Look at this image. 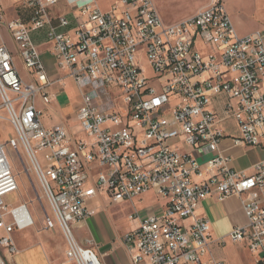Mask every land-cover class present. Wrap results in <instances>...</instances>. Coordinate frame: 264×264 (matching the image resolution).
Here are the masks:
<instances>
[{"label":"built area","instance_id":"built-area-1","mask_svg":"<svg viewBox=\"0 0 264 264\" xmlns=\"http://www.w3.org/2000/svg\"><path fill=\"white\" fill-rule=\"evenodd\" d=\"M99 1L10 0L8 16L0 0V34L16 47L0 44V106L14 133L0 142V264L18 252L13 233L34 226L27 204L4 201L19 189L9 152L26 157L51 212L45 229H60L70 263L103 264L71 229L96 214L91 201L132 204L153 193L164 201L156 211L127 217L138 222L122 237L131 264H226L211 258L208 222L194 215L209 197L240 199L246 224L228 239L264 264V160L246 174L218 149V124L229 119L239 132L233 146L264 149V27L238 36L223 0L171 24L153 0H113L105 11ZM37 34L62 73L57 81L70 79L79 92L74 125L41 121L55 82ZM221 98L218 113L212 103Z\"/></svg>","mask_w":264,"mask_h":264},{"label":"crops","instance_id":"crops-1","mask_svg":"<svg viewBox=\"0 0 264 264\" xmlns=\"http://www.w3.org/2000/svg\"><path fill=\"white\" fill-rule=\"evenodd\" d=\"M112 1L113 0H100L98 5L101 9L104 8L103 10L105 11ZM8 4L9 5H5L2 0V7L6 11L11 7L10 0H8ZM3 35V33L0 34V44L3 43L7 47ZM35 42L38 44L41 52V58L45 65L47 76L50 81L55 82L52 87V91L55 94L53 102L47 107L39 106L43 113L41 121L45 127L67 123L74 125V113L80 105V97L77 95L76 99H68L63 94V90L68 86H72L75 89V86L70 79H64L61 82L57 81L58 78L62 77V73L55 69L53 58L49 52L48 46L44 42L42 34H37L35 36ZM16 68L19 76L24 81H29L20 61L19 65L16 63ZM67 100L70 102V105H68ZM62 101L65 103H63L64 106H62ZM224 102L225 100L223 98L215 99L212 103V108L219 113L223 109ZM66 106H69L68 112L64 110ZM65 116L70 117L66 119ZM50 117L52 118L50 119ZM218 126L223 130L225 135V139L220 142L218 149L224 156L230 158L231 162L229 167L234 171H243L246 174H252V166L264 160V149L233 146L232 139L238 138L239 136L238 128L234 120L229 119L227 121H222ZM175 148L181 153L193 155L198 158L200 162L205 159V156L202 155L200 151H193L182 143H177ZM193 180L195 182L197 181L196 178ZM103 204L120 205L128 203L110 204L106 198H100L98 202L93 200L89 205L90 208L96 209L97 214ZM194 215L208 222L210 229L209 252L212 259L226 264H255L254 257L250 254L245 243H232L228 239V234L234 228L246 224V218L239 198L230 197L223 201H217L214 197L206 198L198 204ZM94 216L84 222L74 224L72 226L73 230L77 232L85 227L89 228L91 219ZM190 222L191 220H188L184 222V225H188ZM131 223L132 228L129 231L133 230L138 225V222ZM29 229L15 231L13 233V241L18 252L13 256H8L3 252L7 264H73L66 260L65 253L63 255V253L54 251L52 245L53 241H51L46 234L48 230L45 228L41 229L40 227L36 232V236H33L30 235V233H26ZM92 234L90 237H81L78 242L83 246L92 242L94 250L103 264H131L122 243L123 236L117 235L115 238L108 235L105 231L100 230L96 234Z\"/></svg>","mask_w":264,"mask_h":264},{"label":"rangeland","instance_id":"rangeland-1","mask_svg":"<svg viewBox=\"0 0 264 264\" xmlns=\"http://www.w3.org/2000/svg\"><path fill=\"white\" fill-rule=\"evenodd\" d=\"M3 1L5 5H9L8 0ZM153 3L165 23H175L189 18L198 11L209 7L211 0H153ZM222 4L238 36H246L258 32L264 27V0H223ZM10 10L9 8L6 11L8 16H12ZM2 33L4 34L5 44L10 52L14 54L16 52L15 44L7 37L5 32ZM16 63L19 65L18 59ZM143 65L150 74L147 64L144 62ZM63 94L66 98L73 100L76 99L79 92L76 87L74 89L72 86H68L63 90ZM61 103L64 106L65 103L63 101ZM68 105H70L69 101ZM68 107H64L65 112H68ZM69 117L65 116L66 119ZM10 136H14V133L9 125L4 108L0 106V142L5 143ZM9 158L17 177L19 189L18 192L8 195L4 201L9 207H16L22 203L27 204L34 220V226L28 232L26 231V233L36 236V232L40 227L41 229L45 228L44 216L51 217L48 203L34 173L30 169L26 157L21 154L18 158L9 152ZM163 203L162 198H156L153 193H148L134 200L132 204H103L98 213L91 219L89 228L85 227L77 232L71 228L72 233L77 241H80L81 237H90L92 233L96 234L99 230L105 231L108 235L115 238L117 235L122 237L132 228V223L127 218L130 213L137 212L140 217L147 212L156 211L157 207ZM46 234L53 241L54 251H58V253H63L64 255L66 249L65 239L60 229L56 227L54 231H48Z\"/></svg>","mask_w":264,"mask_h":264}]
</instances>
